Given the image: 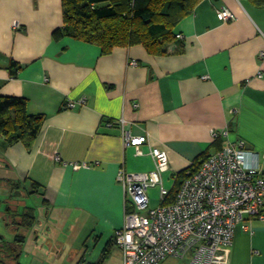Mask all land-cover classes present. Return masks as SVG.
Instances as JSON below:
<instances>
[{
	"label": "crops",
	"instance_id": "1",
	"mask_svg": "<svg viewBox=\"0 0 264 264\" xmlns=\"http://www.w3.org/2000/svg\"><path fill=\"white\" fill-rule=\"evenodd\" d=\"M223 8L233 21L219 20ZM62 25L61 0H0V97L23 98L29 116L44 117L31 149L5 145L0 135V236L25 238L20 264H122L115 233L132 206L120 169L153 170L152 148L167 153L163 180L229 142L264 154V8L201 0L175 28L182 38L167 55H149L144 46L103 55L98 46L53 38ZM179 45L183 51L172 53ZM11 63L19 66L16 77ZM81 99L85 105L65 108ZM123 117L132 137L148 136L142 155L109 126ZM212 131L229 138L214 139ZM260 170L264 176L262 158ZM149 191L158 206L156 188ZM26 207L35 221L22 229L13 214ZM246 226L235 228L226 264H264V218Z\"/></svg>",
	"mask_w": 264,
	"mask_h": 264
},
{
	"label": "built area",
	"instance_id": "2",
	"mask_svg": "<svg viewBox=\"0 0 264 264\" xmlns=\"http://www.w3.org/2000/svg\"><path fill=\"white\" fill-rule=\"evenodd\" d=\"M217 17L223 22L234 20L225 8L217 12ZM176 38L182 37L178 34ZM129 66H136V62ZM85 102H68L65 108L75 109ZM112 125L121 129L125 147H133L142 155L139 148L149 141L148 136L132 137L125 129L124 117L111 120ZM211 136L229 138L228 131H212ZM150 151L155 162L153 170L133 174L120 169L116 174L132 206V211L124 215L123 228L115 233L122 264H161L167 258L187 256L188 264H226L235 228L248 229L247 220L264 218V176L260 170L264 154L260 158L245 149L242 141L229 142L187 170L179 181L174 202L165 205L171 191L163 185V175L169 170L168 156L161 149ZM54 161L60 162V156L56 155ZM158 187L161 203L151 206L149 190Z\"/></svg>",
	"mask_w": 264,
	"mask_h": 264
},
{
	"label": "trees",
	"instance_id": "3",
	"mask_svg": "<svg viewBox=\"0 0 264 264\" xmlns=\"http://www.w3.org/2000/svg\"><path fill=\"white\" fill-rule=\"evenodd\" d=\"M201 0H61L63 25L53 38H70L101 48L109 55L115 48L144 46L149 55H167L168 46L176 42L174 32L181 20L194 11ZM264 8V0H249ZM179 45L172 53H180ZM19 66L11 63L10 75L16 77ZM27 100L0 97V135L5 145L22 143L28 149L40 134L44 117L28 115ZM208 154L195 158L193 164L174 177L173 188L163 204L175 200L179 181L187 170L197 167ZM132 211V210H129ZM34 208L15 212V226L30 228L35 221ZM17 229V231L19 230ZM25 238L16 234L9 243L0 236V264H20V247Z\"/></svg>",
	"mask_w": 264,
	"mask_h": 264
},
{
	"label": "rangeland",
	"instance_id": "4",
	"mask_svg": "<svg viewBox=\"0 0 264 264\" xmlns=\"http://www.w3.org/2000/svg\"><path fill=\"white\" fill-rule=\"evenodd\" d=\"M172 183H173V179H169L168 177H166L164 180H163V185H164V188L166 189V190H168V191H170L171 190V188H172ZM156 190H157V194L155 195V197H157V199L159 200L160 199V197H159V187L158 188H156ZM148 196H149V198H151V193H150V191H149V193H148ZM31 203H33L34 202V200H33V202L32 201H30ZM33 205V204H32Z\"/></svg>",
	"mask_w": 264,
	"mask_h": 264
}]
</instances>
